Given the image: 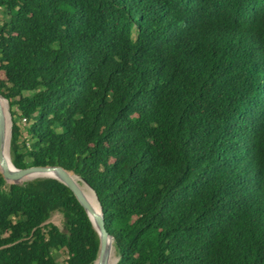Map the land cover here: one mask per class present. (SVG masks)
<instances>
[{
	"label": "trees",
	"instance_id": "16d2710c",
	"mask_svg": "<svg viewBox=\"0 0 264 264\" xmlns=\"http://www.w3.org/2000/svg\"><path fill=\"white\" fill-rule=\"evenodd\" d=\"M0 16L11 162L82 177L115 264H264V0H0ZM98 246L61 181L0 174V264H93Z\"/></svg>",
	"mask_w": 264,
	"mask_h": 264
},
{
	"label": "water",
	"instance_id": "95a60500",
	"mask_svg": "<svg viewBox=\"0 0 264 264\" xmlns=\"http://www.w3.org/2000/svg\"><path fill=\"white\" fill-rule=\"evenodd\" d=\"M1 99H3L6 103L7 119L10 123V137H11L12 119H11V114L9 111L8 101L5 97H3L0 94V101ZM4 126H5V115L1 108V102H0V174L3 177L5 183L6 184H22L24 182L22 181L24 177L28 175H35L36 177L34 178L52 177V178L58 179L63 184H65L72 191V193L74 194L79 204L84 208L85 212L87 213L88 217L90 218L92 222L94 229L97 232V235L99 238V246H98L97 257L93 264H107L108 259H109L108 244L110 241H112L113 243L114 238L111 234L108 233L107 229L105 228V221H104L103 213H102L101 206L99 204V201H98V198L95 192L85 182V180L82 177L76 175L75 173L69 170H66L61 165H44V166L34 165V166H28L25 168H17L12 163L11 165L12 168H10L3 154V151H2L3 140H4V137H3L4 136ZM10 137H9V144H10ZM72 174L78 176L80 180L92 190L97 206H98V211H96L90 199L84 194L79 184L74 180V178L72 177ZM47 220L45 222H47Z\"/></svg>",
	"mask_w": 264,
	"mask_h": 264
},
{
	"label": "bare ground",
	"instance_id": "6f19581e",
	"mask_svg": "<svg viewBox=\"0 0 264 264\" xmlns=\"http://www.w3.org/2000/svg\"><path fill=\"white\" fill-rule=\"evenodd\" d=\"M0 102H1V108H2L3 113L5 115V126H4V136H3L4 140H3L2 151H3V154L6 158V160H7L9 167L12 168V166H11L12 162H11L10 155H9L10 123L7 119L6 103L3 99H1ZM34 177H36V176L35 175H28V176L24 177V179L22 181H27V180L33 179ZM72 177L79 184V186L82 189V191L84 192V194L90 199V201L92 202L96 211H98V206H97V203H96V200H95V197H94L92 190L88 186H86L84 183H82V181L80 180V178L78 176L72 174ZM108 250H109V259H108L107 264H115L117 256L115 255L112 241H110L108 244Z\"/></svg>",
	"mask_w": 264,
	"mask_h": 264
},
{
	"label": "rangeland",
	"instance_id": "374dc122",
	"mask_svg": "<svg viewBox=\"0 0 264 264\" xmlns=\"http://www.w3.org/2000/svg\"><path fill=\"white\" fill-rule=\"evenodd\" d=\"M1 18V16H0ZM21 124L26 125L27 121H23L22 119L20 120ZM83 183V182H82ZM47 222H52L60 227H62V215L59 212H53L50 217L48 218ZM54 257L56 259L57 264H62L63 260L65 259V254L58 250L54 251ZM118 258V257H116Z\"/></svg>",
	"mask_w": 264,
	"mask_h": 264
}]
</instances>
